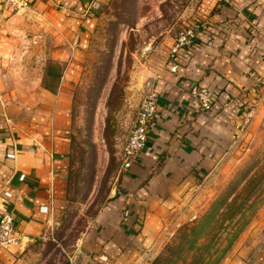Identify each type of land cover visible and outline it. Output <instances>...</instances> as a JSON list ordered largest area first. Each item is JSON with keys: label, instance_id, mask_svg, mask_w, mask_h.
I'll return each instance as SVG.
<instances>
[{"label": "crops", "instance_id": "1", "mask_svg": "<svg viewBox=\"0 0 264 264\" xmlns=\"http://www.w3.org/2000/svg\"><path fill=\"white\" fill-rule=\"evenodd\" d=\"M107 1L29 0L16 8L0 0V214L11 208L20 234L19 242L0 247V264L20 261L66 195L74 87L98 7ZM195 11L188 24L203 26L178 50L176 70L171 40L153 72L158 113L145 146L83 235L86 264L137 259L166 216L236 146L235 123L264 80V0H198ZM195 84L209 88V110L192 95ZM225 264H264V226Z\"/></svg>", "mask_w": 264, "mask_h": 264}, {"label": "rangeland", "instance_id": "2", "mask_svg": "<svg viewBox=\"0 0 264 264\" xmlns=\"http://www.w3.org/2000/svg\"><path fill=\"white\" fill-rule=\"evenodd\" d=\"M198 0H108L74 87L70 184L17 264H86V230L119 185L121 150L165 46ZM255 96V95H253ZM236 146L129 264H225L264 226V83Z\"/></svg>", "mask_w": 264, "mask_h": 264}, {"label": "built area", "instance_id": "3", "mask_svg": "<svg viewBox=\"0 0 264 264\" xmlns=\"http://www.w3.org/2000/svg\"><path fill=\"white\" fill-rule=\"evenodd\" d=\"M16 8L25 7L29 5V0H9ZM230 1V0H224ZM96 6V2H93ZM199 26H203L202 22L196 24H188L181 31H179L171 45L169 50V59L171 60V70L175 71L177 64L175 56L178 50L182 47L190 46L196 39V30ZM40 35H37V37ZM36 37L34 41H36ZM264 83V80H260L258 85L254 88L255 92H259L260 86ZM191 93L196 99L200 109L209 110L212 106V94L209 88L204 84H195L191 87ZM253 105L246 109L245 113L235 123V135L239 137L244 127L250 122V118L253 114ZM158 113V97L155 91L148 87L142 98L140 99L138 109L136 111L135 118L129 129L125 143L122 146L121 158L122 168L127 169L132 161L136 158L141 149L145 146L149 126ZM7 157H14L15 152L13 150L6 153ZM24 174H20L19 178H23ZM5 195L11 196V190H5ZM16 216L14 211L10 208L3 211L0 214V247H7L11 244H15L20 240V234L16 231L15 221Z\"/></svg>", "mask_w": 264, "mask_h": 264}, {"label": "trees", "instance_id": "4", "mask_svg": "<svg viewBox=\"0 0 264 264\" xmlns=\"http://www.w3.org/2000/svg\"><path fill=\"white\" fill-rule=\"evenodd\" d=\"M255 98H256V94H255V96L252 97V100H254ZM72 139H73V136H72V132H71V135H70V141H71V143H72ZM70 173H71V170H70V163H69L67 191H68V186L70 184Z\"/></svg>", "mask_w": 264, "mask_h": 264}]
</instances>
